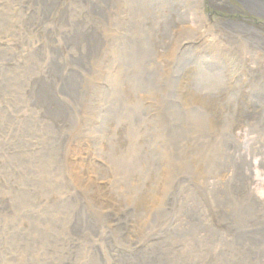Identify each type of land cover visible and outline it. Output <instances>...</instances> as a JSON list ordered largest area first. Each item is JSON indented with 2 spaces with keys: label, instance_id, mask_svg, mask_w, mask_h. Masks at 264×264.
Returning a JSON list of instances; mask_svg holds the SVG:
<instances>
[{
  "label": "rangeland",
  "instance_id": "1",
  "mask_svg": "<svg viewBox=\"0 0 264 264\" xmlns=\"http://www.w3.org/2000/svg\"><path fill=\"white\" fill-rule=\"evenodd\" d=\"M82 1L0 0V264H264V0Z\"/></svg>",
  "mask_w": 264,
  "mask_h": 264
},
{
  "label": "bare ground",
  "instance_id": "2",
  "mask_svg": "<svg viewBox=\"0 0 264 264\" xmlns=\"http://www.w3.org/2000/svg\"><path fill=\"white\" fill-rule=\"evenodd\" d=\"M50 1V0H49ZM62 1V0H61ZM91 1H94V3H96V0H91ZM91 1H89V0H83L82 2L84 3V4H86L85 2H87L88 4H90L89 6H91V7H83L82 9H81V11H90V12H92L93 14H99V16H98V19H97V28H102L103 27V20H102V18H103V14H104V12H103V9L101 8V9H98V5L96 6V4H92L91 3ZM106 1L107 0H97V3H101L102 4V6H103V4H105L106 3ZM115 1V0H114ZM189 1H192L193 3H194V5H195V14L196 15H198L199 17L197 18L198 19V21H199V24H198V27H197V29H196V32H197V39H196V44H198V46L199 47H208V45L210 46V47H213V46H216L215 44H222L223 42H225V41H227V40H234L233 39V37H231V36H233V34L234 33H232V32H230L231 31V29L227 26V27H225V29H221V26H218L217 24H215L213 21H211V20H205V19H203L202 17H201V12H200V0H189ZM251 1H253L254 3H250V5L251 6H254L255 8H257V6L255 5L256 4V2L257 1H259V0H251ZM263 1V0H262ZM80 2V1H79ZM110 2V1H109ZM74 3V2H73ZM262 3H264V2H262ZM76 4V3H75ZM100 5V4H99ZM108 5V4H107ZM48 6V5H47ZM77 6V5H76ZM95 6V7H94ZM110 6V5H109ZM54 7V6H53ZM31 8V7H30ZM95 8H97L98 10H102V11H97V9H95ZM74 9V8H73ZM64 10V9H63ZM69 10V9H68ZM78 10V9H77ZM56 11V10H55ZM67 11V10H66ZM73 11V10H72ZM75 12V11H74ZM73 12V13H74ZM83 13V12H82ZM51 14V13H50ZM54 14H55V12H54ZM60 14V13H59ZM58 14V15H59ZM92 14V15H93ZM57 15V14H56ZM57 15V16H58ZM75 15H77V14H75ZM60 16V15H59ZM62 16H64V17H68L69 18V16H68V14L66 13V14H64V15H62ZM88 16V15H87ZM56 17V16H55ZM66 17V18H67ZM96 17V16H95ZM23 18H25V17H23ZM51 18V17H50ZM60 19V18H59ZM95 19V18H94ZM107 19V18H106ZM70 20V19H69ZM69 20H67V23L69 22ZM86 20H87V18H86ZM50 21H51V19H50ZM81 21V20H80ZM83 21V20H82ZM98 21H100L99 23H98ZM26 22V21H25ZM58 22V21H57ZM72 22V21H71ZM87 22V21H86ZM96 22V21H95ZM84 23V22H83ZM92 23V22H91ZM245 26L248 24V25H250V24H252V25H256L254 22H249V23H244V22H242ZM57 25V27L54 29V27L53 28H45V29H42L43 30V33H44V35H48V33L49 34H51V35H53L55 32H58L57 30H59V27L58 26H60V23H59V25H58V23H56ZM63 24V23H62ZM232 24V23H231ZM43 25V24H42ZM220 25H225L224 24V22L222 23V24H220ZM72 26V25H71ZM94 26V25H93ZM256 27V26H255ZM254 27V28H255ZM94 28H96V27H94ZM238 31H239V29L238 28H236ZM63 30V29H62ZM61 30V31H62ZM65 30V29H64ZM72 30V29H71ZM60 31V30H59ZM60 31V33H61V36L63 35V32H61ZM74 31V30H73ZM103 31H106L105 29H99V32L101 33V32H103ZM35 32V31H34ZM71 32V31H70ZM98 32V31H97ZM242 32V31H241ZM228 34V36H230V37H227V39L226 38H224L223 37V35H225V34ZM35 34V33H34ZM89 34V33H88ZM102 34V33H101ZM106 33H103V35H105ZM222 34V35H221ZM244 34H248L250 37H249V39H251L250 41L251 42H254L256 45H258V46H260V45H263L264 46V28L262 29V28H259V30H257V29H251V31L250 32H248V33H244ZM37 35V34H36ZM56 35V34H55ZM77 35V34H76ZM82 35V36H81ZM81 37L79 38V42L78 43H80L81 42V40L82 39H84V40H86V38H87V36H86V31H83V32H81ZM107 35V34H106ZM54 36V35H53ZM100 36V35H99ZM46 37V40L48 39V37L47 36H45ZM57 37V36H56ZM77 37V36H76ZM103 37V36H102ZM238 36H236V38H237ZM245 38V37H244ZM60 39V38H59ZM105 41L107 42V36H106V38H105ZM45 42H47V41H45ZM49 42V41H48ZM67 44H68V46L71 44V43H69V42H67V41H65ZM75 43V42H74ZM92 43V42H91ZM64 44V43H63ZM62 44V45H63ZM73 44V43H72ZM82 44V43H81ZM87 44V43H86ZM46 45V44H45ZM77 45V44H76ZM108 44L107 43H103V46H107ZM51 46V45H50ZM64 46V45H63ZM62 46V47H63ZM73 47V46H72ZM216 49H219V50H223V51H225V49H226V43H225V47L223 48V46H217V47H215ZM86 50H87V53L89 54L90 53V55L89 56H93L94 58H95V54L94 55H92L91 54V51H92V49L88 46V48H85ZM102 51V50H101ZM103 51H105V49L103 50ZM106 51H107V49H106ZM69 57V56H68ZM92 57V58H93ZM61 58V57H60ZM64 58V57H63ZM84 58H85V56H84ZM83 58V59H84ZM91 58V59H92ZM90 59V58H89ZM60 60V59H59ZM90 63H93V61L92 60H90ZM51 64V63H50ZM86 64V63H85ZM48 65H49V63H48ZM46 66V65H45ZM56 66V65H55ZM45 68V67H44ZM50 68V67H49ZM40 69H42V68H40ZM48 69V68H47ZM66 69V68H65ZM88 69V68H87ZM95 72V71H94ZM42 73H44V71L42 72ZM67 73V72H66ZM49 74V73H48ZM62 74V73H61ZM93 74V73H92ZM95 74V73H94ZM50 75V74H49ZM65 75V74H64ZM96 76V75H95ZM57 79V78H56ZM82 84V83H81ZM62 86H64V85H62ZM45 87V86H44ZM82 87V86H81ZM39 89V88H38ZM51 91H55L56 93H58V94H60V95H62L63 97H66L65 98V100L67 101V102H69V104H71L72 106H76V107H81L83 110H80L81 111V114L82 115H87V113H86V110L84 109V107H82V106H80V105H82V101H83V99L82 98H80L79 96V94L76 96V97H74V95H73V92L74 93H76V91H74L73 90V87L72 86H69V89H67V88H60L59 89V85H55V88H54V86H53V88H52V90ZM61 92H62V94H61ZM86 92V91H85ZM43 95H45L46 97H45V99H46V102H48L47 104H46V106L45 107H48V104H50V106L51 105H53L54 104V102H55V100H53V97L51 96V94L49 93V92H46L45 94H43ZM42 95V96H43ZM59 96V95H58ZM57 97V96H56ZM71 97H74L75 99L74 100H72V101H70V98ZM59 99V98H58ZM64 99V98H63ZM76 101V102H75ZM45 103V102H44ZM56 103V102H55ZM70 106V105H69ZM73 107V108H74ZM75 107V108H76ZM44 110H46V109H44ZM49 110V109H48ZM53 112V111H52ZM79 113V112H78ZM80 114V113H79ZM77 116V115H76ZM70 119V118H69ZM79 123V122H78ZM247 129V128H246ZM247 131H248V129H247ZM243 132H244V130H243ZM248 133V132H247ZM84 149V148H83ZM81 150V149H80ZM239 157V156H238ZM113 188V187H112ZM153 189V188H152ZM118 190V189H117ZM151 190V189H150ZM153 193H154V190H153ZM166 193H167V195H168V192L166 191ZM167 195H165L164 196V198L167 196ZM162 196V195H161ZM164 198L162 199V203L158 206V209H157V211L155 212L154 210H152L151 211V213H150V217L152 218V220H154L153 222H152V220H151V223L148 225V226H151V224H152V226L153 225H155V227L157 226V225H159L160 223H163V221H165V220H163L162 218H160V215H164V213H161L160 211H161V206L163 205L164 206ZM159 199V198H158ZM149 201V200H148ZM121 203V202H120ZM119 203V204H120ZM127 203V202H126ZM147 203V202H146ZM152 203V202H151ZM157 203V202H156ZM140 207V206H139ZM146 207V206H145ZM112 208V207H111ZM164 209V208H163ZM122 210V209H121ZM136 210V209H135ZM160 210V211H159ZM121 212H119V214H120ZM214 215V214H213ZM165 216V215H164ZM166 217L170 220V219H172V217H173V215H172V213H166ZM220 217V216H219ZM146 219V218H145ZM217 219V218H216ZM219 219V218H218ZM116 220V219H115ZM136 220V219H135ZM167 220V219H166ZM168 220V221H169ZM175 220V219H174ZM171 221V220H170ZM224 221V220H223ZM226 221V220H225ZM233 221V220H232ZM261 221V220H260ZM147 222V221H146ZM124 223V222H123ZM260 223H262V222H260ZM134 224V223H133ZM218 224V223H217ZM135 225H140V227L138 228L137 226H133V229L134 230H138V231H146L144 228V226L142 225V224H139V223H136ZM161 226V225H160ZM257 226V225H256ZM259 226V225H258ZM154 227V228H155ZM178 227V226H177ZM171 229V228H170ZM155 230H158V229H155ZM261 230V229H260ZM221 231V230H220ZM117 232V231H116ZM136 233V232H135ZM125 234V233H124ZM168 234H169V232H168ZM142 237V236H144V234H139L138 236H136V238L137 237ZM149 238V237H148ZM151 241V240H150ZM149 241V242H150ZM138 242V241H137ZM140 245V244H139ZM191 245V244H190ZM189 246V245H188ZM264 246V245H263ZM257 251V250H256ZM262 251V250H261ZM259 252V251H258ZM261 254V253H260ZM240 255V254H239ZM256 256V255H255ZM257 258V257H256ZM252 261V260H251ZM250 261V262H251ZM54 262V261H53ZM249 262V263H250ZM253 262V261H252ZM254 263V262H253Z\"/></svg>",
  "mask_w": 264,
  "mask_h": 264
}]
</instances>
